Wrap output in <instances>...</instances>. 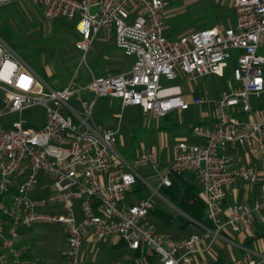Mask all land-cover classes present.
<instances>
[{
	"label": "built area",
	"instance_id": "1",
	"mask_svg": "<svg viewBox=\"0 0 264 264\" xmlns=\"http://www.w3.org/2000/svg\"><path fill=\"white\" fill-rule=\"evenodd\" d=\"M10 0H0V5ZM43 5L48 19L74 18L80 38L75 47L86 57L100 29L113 32L114 45L133 61L126 72L93 74L76 85L50 86L0 37V118L10 112L40 105L45 119L41 126H24L20 120L0 121V264H25L18 244L21 230L31 224H65L62 264H78L86 231L97 239L114 235L129 248L145 247L159 264H195L198 243L211 242L225 227L253 237L252 223L264 211V118L242 123L235 106L248 110V96L264 92V0H232L234 24L223 22L168 37L164 33L167 0H32ZM89 6H97L90 14ZM235 53L231 74L237 82L223 88L213 101V123H194L191 131L202 143L179 141L171 148L166 173L159 186H169L171 174L191 171L200 184L206 224L194 223L202 233L191 232L170 239L143 221L152 209L150 199L122 204L140 178L133 164L159 165L154 151L137 153L133 164L115 149L118 129L100 126L93 114L99 98L119 99L120 107L136 105L144 113L163 116L173 108L185 109L178 86L163 87L161 77L186 79L207 74L223 76ZM88 93L93 97L87 98ZM75 97L77 104L69 103ZM204 99L197 97L194 103ZM120 118L121 113L114 114ZM228 145H256L259 167L234 163ZM40 174L45 193L32 199ZM238 181H260L259 198L250 203L222 202L227 189ZM156 191V190H155ZM81 213L77 221L73 203ZM225 217L222 218V215ZM223 264H264L253 258Z\"/></svg>",
	"mask_w": 264,
	"mask_h": 264
},
{
	"label": "rangeland",
	"instance_id": "2",
	"mask_svg": "<svg viewBox=\"0 0 264 264\" xmlns=\"http://www.w3.org/2000/svg\"><path fill=\"white\" fill-rule=\"evenodd\" d=\"M3 10L11 17L15 33L13 36L4 39L11 47L24 59V61L35 70L50 86L60 88L71 78L76 85L84 84L89 80L88 68L99 74L116 73L128 69L133 61L132 55H127L119 48H115L113 42V32L109 29H100L93 37L86 57L82 61L81 51L75 47V41L80 35L74 28L78 15L74 18H54L48 19L44 16L42 4L32 0H14L6 2ZM4 11V12H5ZM235 12L232 0H167L164 7V23L168 37L176 36L179 27H187L186 30L199 29L204 24H218L223 22L226 26L234 24ZM1 27V26H0ZM5 37L0 28V37ZM235 53L228 60V73L226 77L209 74L203 77L191 79L189 85L195 88H205L201 104H191L187 112L173 109L161 118L162 124L187 121L191 124L196 118L197 110H205L208 116H213L215 107L212 104L219 88L226 86V82L234 85L231 69L235 65ZM182 74L178 72L176 79H166L161 77L160 83L163 87L180 85ZM198 91V90H197ZM191 92L194 96L198 92ZM202 93V92H201ZM2 92L0 90V107ZM93 97L88 93L87 98ZM69 103L77 104L75 97H70ZM121 113L117 118L114 114ZM93 114L96 122L102 127H113L118 129L116 151L127 161L133 164V153L139 150L158 148L161 144L167 150L173 142L169 132L156 129L159 119H154L150 113H143L137 106L127 105L120 107L119 99L99 98L94 105ZM45 119L44 108L34 105L23 108L20 111L4 114L0 121L3 124L20 120L24 126L39 127ZM154 126V127H153ZM181 132H178L180 134ZM170 149V148H169ZM131 154V155H130ZM137 154V153H136ZM135 154V155H136ZM140 178L132 185V191L126 194L124 202H138V200L150 199L152 204L168 211L173 216L177 214V209L171 204L162 188L158 186L161 175L165 173V165L159 164L156 169L150 165L133 164ZM38 183L35 189L29 192V196L34 199L40 193V186L45 181L38 174ZM156 190V191H155ZM163 196L166 200H163ZM77 221L80 219V212L76 202L73 203ZM151 223L156 230H163V223L158 220L153 213L143 219ZM66 225L61 223H38L31 224L22 230L21 237H26L25 246L35 258L34 264H57L61 259V250L64 248V229ZM197 228V227H196ZM189 225L188 229L199 231V228ZM227 236L232 241L241 243L240 233L243 231H232L225 227ZM20 237V238H21ZM104 239H94L93 245L100 250L108 244ZM242 244V243H241ZM252 248L264 253V238L254 239ZM109 247V246H108ZM223 250L231 249L236 258L248 259L246 251H238L232 243H222ZM114 251V250H113ZM106 254L107 257L120 261H126L131 256L127 248L115 250Z\"/></svg>",
	"mask_w": 264,
	"mask_h": 264
},
{
	"label": "crops",
	"instance_id": "3",
	"mask_svg": "<svg viewBox=\"0 0 264 264\" xmlns=\"http://www.w3.org/2000/svg\"><path fill=\"white\" fill-rule=\"evenodd\" d=\"M19 1L20 0H18V2ZM9 2H14V0H10ZM166 32H168V31L166 29H164L165 34H166ZM112 45H114V44H112ZM128 69H125L123 71L116 72V73L126 72ZM91 71L93 74H99V72L98 73L93 72L92 69H91ZM228 72L229 71H228V66H227L224 75L221 77H226ZM106 74H114V73H106ZM88 75L90 78L89 72H88ZM207 75H209V74H207ZM213 75H215V74H213ZM204 76H206V75H204ZM217 76H219V75H217ZM179 77H180V81L185 84L183 88L180 85L176 84V86H178L177 89L180 90L179 96L188 102V106L185 109H181V108H173V109H178L180 111L187 112L189 110L191 104L198 105V104H201L204 102V100H203L201 103H194L193 99L197 98V97L202 98V95H203V92L205 91V88L204 87L203 88H199V87L195 88L192 85L187 86L186 84L189 85L191 80L186 79L183 75L182 76L180 75ZM201 77H203V76H201ZM229 86H233V85H231L229 82H226V86L219 88V91L217 92V95L215 96L214 100L218 98L219 93L223 88H227ZM194 91L195 92L197 91L198 93H196L194 96H192L191 92H194ZM213 101H212V104L214 106ZM248 105H249L248 110H242L240 106H235L233 108V113H235V115L238 117V119L242 123H246L249 121H255V120H259L261 118H264V92H261L259 94H250L248 96ZM131 106H136V105H131ZM137 107L140 109L139 106H137ZM173 109H171V110H173ZM171 110H169V111H171ZM140 111L143 112L141 109H140ZM168 112H166L163 116H160V117L155 116L152 113H150V114L152 115V117L154 119H156V118L159 119V122L156 125V127L153 126L154 128L159 129V130L164 129L163 130L164 132H169L170 134H173V132H174L175 135L172 136L173 142L169 147L170 149L168 148L167 150H165V147H163L162 144L160 146H158V148L156 147L153 149H147V150H151V151L155 152L159 164L165 165V173H166L167 162H168L170 155H171L172 146L174 144L178 143L179 141H184L186 143H202L203 141L200 138H198L196 135L193 134V132L191 131V127L194 123H201L205 126H210L213 123V119H214V115H215V113H214L212 117L208 116V113H206L205 110L201 109V110H197V112L195 114L196 118L191 124H189L188 120L187 121H181L178 124H174V123L162 124L160 122V120H161V118L165 117ZM178 132H181V133L178 134ZM140 151L141 150L133 153V157H135V154L139 153ZM225 151L229 154L231 160L234 163L244 162L247 164L255 165L257 167H259V165H260V150L256 145H250V146L249 145H228V146H226ZM183 175L186 178H190L193 175V173L191 171H185V172H183ZM197 185L200 188V184L198 181H197ZM158 186H159V182H158ZM159 187L163 189V186H159ZM40 190L41 191H40V193H38V195L45 193V190L43 188H41V186H40ZM132 190L133 189L131 188L130 191H132ZM259 191H260V181H257L255 183H248L246 181H238V182L234 183L233 185H231L227 189L226 195H225L224 200L222 202V206L224 207V209H226V207L228 205H241L243 203H250L253 200L259 198V194H260ZM160 197L163 200H166L163 196L160 195ZM125 199H126V195L121 202L122 204L127 205V204H131V203H136V202H124ZM140 200H138V201H140ZM171 204H173V203L171 202ZM76 205H77V203H76ZM77 208H78V206H77ZM175 208L178 211L177 213L184 215L185 217H187L191 221L190 224L193 225L194 228H196V227L199 228V231H195V232L202 233V231H203L202 228L199 225L195 224L193 219H191L186 214H184L182 211H180L176 206H175ZM155 209H159V210H162V211L169 213L165 209L160 208V207H156V205L153 204L152 209L148 212V214L144 217V219H146L147 216H149L151 213H153V211ZM78 210H79V208H78ZM79 212H80V210H79ZM155 217L158 220H161L156 215H155ZM224 217H225V214L222 215V218H224ZM80 218H81V216H80ZM162 223H163V221H162ZM188 226H186V228L184 230H182L181 232H173L170 230L169 231L165 230L164 224H163V230H158V231L166 233L170 239H175V238L184 237V236L188 235L189 233L194 232L193 230H189ZM252 229H253V233H254L253 237L248 236L247 233H245L244 231L242 233H240L242 244L237 243L235 240L232 241L227 236L228 232L223 231V230L220 231L218 236L214 238V240L211 242L208 249H203V247L205 246V244L208 241L206 239H202L201 242L198 243L199 251L197 252V259H196L195 264H223L225 262H232L234 260L243 259V258H236V256L234 255V251H232L231 249L223 250V248H222L223 242L232 243L236 248H238V251L248 252L247 253L248 258H253L254 260H256L258 262L264 263V253H261L259 251L254 250L251 246L253 244L254 239L256 240V239L264 238V211L260 212L258 215L255 216L253 223H252ZM22 231L23 230H21L19 237H18V244L22 250V259H23L25 264H34L35 258L33 256V254L30 252L28 246H25V239L27 236L26 237L20 236L22 234ZM94 239H96V237L91 233V231H86L84 233V235L82 237L81 246H80V260H79L78 264H159L157 257L155 255H153L148 249H146L145 247H141L138 249H131L117 236L111 235L110 238L108 239V241H106L108 244H110V245H108L109 247L106 245V247L102 248L101 250L97 246L93 245L92 242ZM122 248H127V250L131 254V256L129 258L127 257L126 261H120V260H116L114 258L106 256L107 253L112 252L113 250L115 251V250H119ZM61 252H62V250H61ZM57 264H62V259Z\"/></svg>",
	"mask_w": 264,
	"mask_h": 264
},
{
	"label": "trees",
	"instance_id": "4",
	"mask_svg": "<svg viewBox=\"0 0 264 264\" xmlns=\"http://www.w3.org/2000/svg\"><path fill=\"white\" fill-rule=\"evenodd\" d=\"M4 4L0 5V28L5 35V37L1 35L2 38L6 39L14 35L15 28L13 27L11 17L5 10H3V6H5ZM210 25V23H206L204 24V27ZM186 29L187 27H179L178 34L195 30ZM170 179V185L163 186V191L168 196L170 202H172L180 211H182L191 219L206 224L207 220L205 217V204L200 196V188L197 185L198 180L196 179L195 175L193 174L190 178H186L183 173L171 174ZM153 214L163 221L164 228L167 231L170 230L173 232H181L191 223L187 217L180 213H177L175 216H173L165 211L155 209Z\"/></svg>",
	"mask_w": 264,
	"mask_h": 264
},
{
	"label": "water",
	"instance_id": "5",
	"mask_svg": "<svg viewBox=\"0 0 264 264\" xmlns=\"http://www.w3.org/2000/svg\"><path fill=\"white\" fill-rule=\"evenodd\" d=\"M96 10H97V6H89L88 8V12L90 14H93L94 12H96Z\"/></svg>",
	"mask_w": 264,
	"mask_h": 264
}]
</instances>
